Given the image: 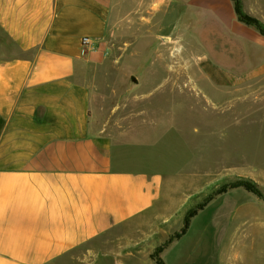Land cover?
<instances>
[{"label": "crops", "instance_id": "1", "mask_svg": "<svg viewBox=\"0 0 264 264\" xmlns=\"http://www.w3.org/2000/svg\"><path fill=\"white\" fill-rule=\"evenodd\" d=\"M115 1L0 0V32L12 42L0 37V264H159V248L165 264H179L200 246L195 239L189 253L167 255L189 226L170 239L183 228L166 224L176 205L168 185L180 173L134 153L149 126L115 121L111 133L93 121L83 69L106 46ZM190 3L229 35L232 60L239 49L259 54L242 76L211 61L210 81L264 83V34L239 19L234 0ZM242 4L264 22V0ZM85 36L93 49L83 55ZM235 209L256 219L243 221L233 260L264 264V201Z\"/></svg>", "mask_w": 264, "mask_h": 264}, {"label": "rangeland", "instance_id": "2", "mask_svg": "<svg viewBox=\"0 0 264 264\" xmlns=\"http://www.w3.org/2000/svg\"><path fill=\"white\" fill-rule=\"evenodd\" d=\"M115 5L106 46L83 69L93 121L98 129L109 124L111 133L115 121L149 126L148 141L138 142L134 153L156 169L180 173L168 185L176 203L166 223L171 229L182 228L188 211L221 187L241 178L256 182L262 196L241 187L216 194L189 221L186 239L167 253L178 259L196 239L194 258L179 264H241L233 260L239 247L232 243L242 235L243 221L256 218L253 212L243 216L236 203L264 201V83L217 86L208 74L211 61L220 59L221 68L242 76L243 68L256 66L259 54L239 49L232 60L229 35L188 0H116ZM0 37L12 47L1 32ZM135 137L140 141L142 135Z\"/></svg>", "mask_w": 264, "mask_h": 264}, {"label": "trees", "instance_id": "3", "mask_svg": "<svg viewBox=\"0 0 264 264\" xmlns=\"http://www.w3.org/2000/svg\"><path fill=\"white\" fill-rule=\"evenodd\" d=\"M234 2H235V8H236V11H237L239 19L241 21L245 22L246 24L255 27L262 34H264V22L261 21L260 19L256 18V17L246 13L244 11V9H243L242 0H234ZM240 186L241 187H245L247 190L258 194L259 196H262V193L260 191L259 185L256 182H254L252 179L241 178V179H238V180L234 181L233 183H231L229 185L227 184V185L221 187L220 189H218L217 191H214L211 194H209L203 200V202L201 204L196 205L194 208H192L190 211H188V213H187V215L185 216V219H184L183 228L181 229L180 232H176L175 235H172L170 237V239L172 240L175 237L181 236V234H183L186 231V229L188 228L190 219L197 213V211L199 209L203 208L207 204L208 201L213 199L216 196V194H218V193L220 194V193L226 192L229 187L236 188V187H240ZM160 250H161V248H159L156 251L155 257L158 259V261H159L158 263L159 264H165L163 262L162 258L159 255Z\"/></svg>", "mask_w": 264, "mask_h": 264}, {"label": "built area", "instance_id": "4", "mask_svg": "<svg viewBox=\"0 0 264 264\" xmlns=\"http://www.w3.org/2000/svg\"><path fill=\"white\" fill-rule=\"evenodd\" d=\"M93 49V40L89 36H85L81 40V52L86 55L89 51Z\"/></svg>", "mask_w": 264, "mask_h": 264}, {"label": "water", "instance_id": "5", "mask_svg": "<svg viewBox=\"0 0 264 264\" xmlns=\"http://www.w3.org/2000/svg\"><path fill=\"white\" fill-rule=\"evenodd\" d=\"M132 79H133L135 82H138V79H137L135 76H132Z\"/></svg>", "mask_w": 264, "mask_h": 264}]
</instances>
